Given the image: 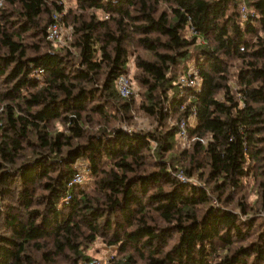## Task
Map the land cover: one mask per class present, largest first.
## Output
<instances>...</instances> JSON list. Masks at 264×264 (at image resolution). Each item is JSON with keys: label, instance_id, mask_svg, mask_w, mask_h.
<instances>
[{"label": "trees", "instance_id": "trees-1", "mask_svg": "<svg viewBox=\"0 0 264 264\" xmlns=\"http://www.w3.org/2000/svg\"><path fill=\"white\" fill-rule=\"evenodd\" d=\"M69 2L0 7V264H264V0Z\"/></svg>", "mask_w": 264, "mask_h": 264}, {"label": "rangeland", "instance_id": "rangeland-1", "mask_svg": "<svg viewBox=\"0 0 264 264\" xmlns=\"http://www.w3.org/2000/svg\"><path fill=\"white\" fill-rule=\"evenodd\" d=\"M60 2L64 3L65 6L70 5V2L73 1L69 0H60ZM2 4V1H1ZM2 6V5H1ZM72 27L70 26H64L61 21H59V36L55 38V40L50 41L54 47L59 45H65L67 39L71 37ZM129 72L127 73L126 77L129 80L130 83V91L134 93V95L137 93L138 87L136 86L134 80H132V72L134 69V65L132 64L131 60L128 62ZM193 67H189V69H192ZM188 69V70H189ZM134 118L138 122L137 125L146 127L148 125V121L145 119L144 116L140 114V112L134 113ZM189 123H192V118H188ZM195 138H189L187 136L186 140H181L178 138L179 147L180 149L187 147L191 141H193ZM80 172L82 173L84 177V182H87L89 180V177H87L86 170L83 168H80ZM176 176L178 178L186 179L184 174H182L180 171H176ZM248 200L250 202L253 201V199L256 197V195L253 193V189H248L246 191ZM257 213L264 217V210L258 209ZM257 214V215H258ZM115 253V247L113 246H106L99 240H95L93 244L90 245V247L87 249L86 254L91 258H98L103 261L104 264H111ZM66 264V263H64Z\"/></svg>", "mask_w": 264, "mask_h": 264}, {"label": "built area", "instance_id": "built-area-1", "mask_svg": "<svg viewBox=\"0 0 264 264\" xmlns=\"http://www.w3.org/2000/svg\"><path fill=\"white\" fill-rule=\"evenodd\" d=\"M1 1L0 0V7H1ZM246 11V7L243 4L241 7V12L245 13ZM54 21L49 24L46 28V39L49 41H53L55 40V38H57L59 36V18L57 15L53 16ZM191 72H195L194 69H189L188 73L181 77L180 81L183 84H188V85H192L194 84V79L193 78H189V73ZM116 88H117V92L120 96H128L130 94V83L129 80L127 79L126 75L121 74L120 76L117 77L116 79ZM179 126H180V131L178 134V138L181 140H186L187 139V132H186V126L184 123V119H181L179 122ZM72 181L69 183H76V182H83L84 181V177L82 175V173L80 171H77L73 177H72ZM183 179V178H182ZM79 264H104L102 260L98 259V258H91L88 260H82Z\"/></svg>", "mask_w": 264, "mask_h": 264}]
</instances>
